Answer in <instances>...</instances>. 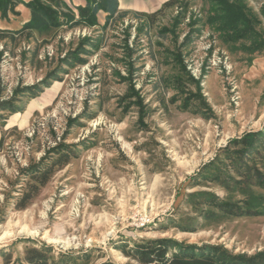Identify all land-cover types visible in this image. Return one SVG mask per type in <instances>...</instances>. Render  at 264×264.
Listing matches in <instances>:
<instances>
[{
  "label": "rangeland",
  "instance_id": "rangeland-1",
  "mask_svg": "<svg viewBox=\"0 0 264 264\" xmlns=\"http://www.w3.org/2000/svg\"><path fill=\"white\" fill-rule=\"evenodd\" d=\"M32 1L0 17V264H30L31 250L48 264H144L139 246L157 240L169 257L264 254V190L222 153L264 132V50L223 40L212 0L22 32ZM231 1L264 37V0ZM57 148L68 165L20 209ZM246 164L264 175L263 151Z\"/></svg>",
  "mask_w": 264,
  "mask_h": 264
},
{
  "label": "trees",
  "instance_id": "trees-1",
  "mask_svg": "<svg viewBox=\"0 0 264 264\" xmlns=\"http://www.w3.org/2000/svg\"><path fill=\"white\" fill-rule=\"evenodd\" d=\"M14 1L19 0H0V11L2 17H7L9 11L13 9ZM65 0H33L27 6L31 11L30 21L24 25L22 32L32 33L33 31H45L53 27L61 26V19L70 27L74 28L81 24L96 25L97 15L100 12L107 14V23L114 19L119 12L118 0H86V6L78 8V17L74 12L68 10L65 12ZM188 0H169L163 8L168 9L173 6H180L181 9L188 7ZM212 16L209 20L211 27L218 32L225 41L236 43L241 40L250 41L247 47L249 52L256 53L264 50V37H261L256 27L259 24L257 18L252 16L248 8L242 2L231 0H212ZM127 13L120 14L119 17H125ZM31 35V34H29ZM190 43V38L187 40ZM188 44L185 43L184 46ZM178 62L183 70H186L180 54L176 55ZM199 85V82H197ZM189 100L185 105L189 104ZM1 149V145H0ZM64 149L57 148L54 152L60 156L50 165L41 168L39 172L31 173L32 182L26 194L20 199V209L27 205L40 193L41 189L47 185L50 178L59 170L68 165L70 156L63 152ZM259 151L264 153V132H250L240 139L230 141L222 153L225 159L230 160L231 166L241 169L243 166L248 168L244 174H250L249 177L256 179L258 186L264 190V175L255 171L251 176V168L247 166L250 156L256 155ZM219 159V156L215 161ZM223 161V160H221ZM222 163V162H220ZM216 164V163H212ZM211 164V165H212ZM240 164L242 165L240 168ZM226 207V205L224 206ZM237 209V207H235ZM234 213H241L242 209L238 208ZM232 211V210H231ZM250 213V212H249ZM169 240H157L150 242L149 247L139 246L138 252L141 255V262L144 264L158 262L159 264H264V254L253 259L243 260V258L225 259L224 257L214 256L204 249L196 250L186 248L179 249L171 257L168 255ZM27 261L30 264H48L46 257L36 250L29 251Z\"/></svg>",
  "mask_w": 264,
  "mask_h": 264
},
{
  "label": "crops",
  "instance_id": "crops-1",
  "mask_svg": "<svg viewBox=\"0 0 264 264\" xmlns=\"http://www.w3.org/2000/svg\"><path fill=\"white\" fill-rule=\"evenodd\" d=\"M169 0H118L119 12L134 11L139 13H147L158 10ZM68 4L72 9H78L86 6L85 0H68ZM103 15L107 17L106 13L100 12L98 16ZM1 17V12H0Z\"/></svg>",
  "mask_w": 264,
  "mask_h": 264
}]
</instances>
